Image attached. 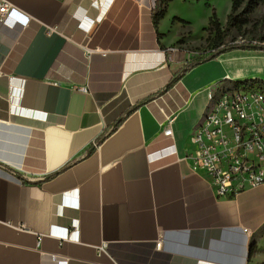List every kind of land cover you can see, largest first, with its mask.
Segmentation results:
<instances>
[{
    "label": "crops",
    "instance_id": "obj_1",
    "mask_svg": "<svg viewBox=\"0 0 264 264\" xmlns=\"http://www.w3.org/2000/svg\"><path fill=\"white\" fill-rule=\"evenodd\" d=\"M6 1L0 264H264V185L218 198L186 159L209 90L264 81V50L151 97L195 57L156 31L157 0Z\"/></svg>",
    "mask_w": 264,
    "mask_h": 264
},
{
    "label": "built area",
    "instance_id": "obj_2",
    "mask_svg": "<svg viewBox=\"0 0 264 264\" xmlns=\"http://www.w3.org/2000/svg\"><path fill=\"white\" fill-rule=\"evenodd\" d=\"M10 6L1 0L0 17ZM222 85L209 90V105L190 136L192 150L186 155L194 170L206 174L218 198L264 185V89Z\"/></svg>",
    "mask_w": 264,
    "mask_h": 264
},
{
    "label": "rangeland",
    "instance_id": "obj_3",
    "mask_svg": "<svg viewBox=\"0 0 264 264\" xmlns=\"http://www.w3.org/2000/svg\"><path fill=\"white\" fill-rule=\"evenodd\" d=\"M210 2L211 6L207 5ZM231 0H172L165 17L161 20L163 32H182L175 41L176 47L193 52L197 56L210 48L212 33L206 29L209 18L216 11L218 17L227 21ZM176 16V17H175ZM177 16L185 19H177ZM264 36V3L259 4L249 15V21L241 30L232 29L229 39L238 43H258ZM180 49V50H181Z\"/></svg>",
    "mask_w": 264,
    "mask_h": 264
},
{
    "label": "trees",
    "instance_id": "obj_4",
    "mask_svg": "<svg viewBox=\"0 0 264 264\" xmlns=\"http://www.w3.org/2000/svg\"><path fill=\"white\" fill-rule=\"evenodd\" d=\"M172 0H157L156 6L152 12V21L154 28L158 31V25L160 21L165 17L169 3ZM264 3V0H231V11L227 16V21L225 25H222L220 19L213 9V13L209 18L208 25L206 29L212 33L210 38V48L204 53L193 57L188 64L177 71L175 75L170 79L167 86L160 90L159 92L153 94L151 97H154L164 91L170 89L173 84L181 78V76L188 71V69L203 60L213 59L221 55L222 53L236 49V48H251V49H261L264 50V36L260 38L258 43H247L246 41L238 43L237 40L230 37V32L232 29L241 30L245 24L249 21L250 13L257 7L259 4ZM208 6H211L210 2H207ZM180 20H185L182 18H177ZM159 35V33H158ZM230 85L234 87H239L243 85H250L253 87H258L264 89V81L261 79H248L242 81H226L222 87L229 88ZM123 119V118H122ZM121 119V120H122ZM119 120L118 123L121 121ZM254 252V245L250 246V254Z\"/></svg>",
    "mask_w": 264,
    "mask_h": 264
}]
</instances>
